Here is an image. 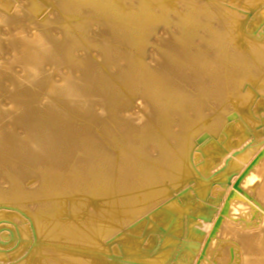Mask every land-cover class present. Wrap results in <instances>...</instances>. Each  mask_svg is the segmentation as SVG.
<instances>
[{"label":"bare ground","instance_id":"bare-ground-1","mask_svg":"<svg viewBox=\"0 0 264 264\" xmlns=\"http://www.w3.org/2000/svg\"><path fill=\"white\" fill-rule=\"evenodd\" d=\"M15 3L0 10V203L38 200L44 264H264V0ZM61 189L101 203L59 220Z\"/></svg>","mask_w":264,"mask_h":264},{"label":"rangeland","instance_id":"rangeland-1","mask_svg":"<svg viewBox=\"0 0 264 264\" xmlns=\"http://www.w3.org/2000/svg\"><path fill=\"white\" fill-rule=\"evenodd\" d=\"M12 2L15 3V0H0V10H3V5L4 7L7 8V13H10V9L13 4ZM245 2V0H232V5L234 7H232L233 9H236V7H239L238 5L240 3ZM179 3V2H178ZM11 4V5H10ZM181 4V3H179ZM15 5L17 6L18 3H15L13 5V9H15ZM17 8V7H16ZM23 16V15H22ZM173 17H169V18H164L163 21L160 22V25H164V23H167V26L169 28V30H165L162 29L161 31H159V36H163L166 33L172 34V36L176 35L177 29L176 27L173 25V21L172 19ZM24 18V16L22 17ZM170 20V21H168ZM172 23V24H171ZM27 25H29V22L25 19L21 20V23L18 24L17 26H19L20 29L23 30H27ZM97 26V25H96ZM8 27V26H7ZM0 28H3L0 25ZM92 31H96L95 29H92ZM263 33V32H261ZM149 35L152 36L154 35V32H149ZM226 39H233V46L236 47L237 50H239L241 48V46H245L247 44L246 38L243 37V30L242 28H240L238 31H233V30H229L226 33ZM92 36V34L90 35ZM262 38H264V33L261 35ZM153 39L150 38L148 39L147 45H148V50H152L153 48L150 46L153 43ZM5 43H8L7 41H3L0 43V45H4ZM222 43H220L219 45L221 46ZM186 47L183 46V48L181 49H185ZM214 49V48H213ZM147 50V51H148ZM211 52L213 53V50L211 49ZM84 53V52H80ZM94 54L96 52H93ZM0 57H1V53H0ZM48 69L50 67H47ZM20 68L18 67L17 70H19ZM67 70L64 69L63 72H66ZM258 72L257 70L254 71ZM79 73H77L78 75ZM57 79H59V76H56ZM263 80L262 77L255 79L256 85H259V83ZM6 85H9L8 82H6ZM36 98H40L42 100L43 96V92L41 90H37V92L34 94ZM228 97L227 100H232V98L236 97V93H228L226 95ZM7 96H5V98L2 100L3 103H9V100L6 98ZM45 99V97H44ZM233 101H235V99H233ZM139 103H134L132 104V106L128 109L127 114H134L136 112H138V108L137 105ZM208 112V111H207ZM101 125V124H100ZM10 128H12V124L8 125ZM102 126V125H101ZM104 126V125H103ZM19 132H22V130ZM108 132V131H105ZM207 134H205L206 136ZM204 135H202L201 137H199L198 139L202 138ZM196 140V139H195ZM106 146L103 147L102 150H106ZM101 150V152H103ZM100 152V153H101ZM115 154V152H113ZM261 155V154H260ZM257 161L254 160V162ZM239 171H238V170ZM231 170L233 172H231ZM229 172L233 173L231 175V177L229 178V180H227L226 182H223L224 186H226L227 188L230 187H235L236 183L240 181V179H237L234 184L233 181L235 180V177L239 176V178H242L243 174H238V172L240 173V167H233ZM236 170V171H235ZM235 171V172H234ZM237 174V175H236ZM210 178V176L208 177ZM61 194L58 195L59 196V201H60V206H59V210L60 212L58 213L59 215V220H73L74 217H78L81 214H84L87 211H91L93 210L94 206L96 204H100V201L95 200L96 198L94 197H88L86 199V201L84 202V195L83 192L78 191L76 193V197L78 198L77 203H73L71 201H69V194L68 191H65L63 189H61ZM234 192V191H233ZM242 193V190H241ZM231 194V193H230ZM10 203L9 201H4L2 200V202L0 203V253L3 257L4 260H6V258H8V256H10L11 258H14V260L17 264H44L45 260H43L44 257H42L41 255L38 254V249L35 247V245H29V239L32 237V235H30L31 231L29 229V219H32V222H37L35 219H33L34 217L32 216L31 212H33V210H38L40 209V204L38 202V200L36 199L35 202L30 203L29 205H24L21 204L20 202H17L15 207L16 208H11L10 206H8ZM38 205V206H37ZM226 209V206L224 205L223 209H221L219 214H223L224 210ZM2 211H11L14 215L12 216H5L2 213ZM28 213L31 214V216L28 215ZM35 225V224H34ZM56 224H53L47 228H45L44 230H37V235L40 236L41 238L44 236H49L51 235L50 233L53 232V229L55 228ZM13 227H20V229L18 230V232H16L15 235H13ZM37 226V225H35ZM30 231V232H29ZM67 239L71 240V236L69 235L68 237H66ZM63 241H65L63 239ZM70 241L67 240V242H63L60 246L61 247H70L69 246ZM63 252V251H61ZM9 261V260H8ZM7 262L4 261V264H6ZM3 264V263H2Z\"/></svg>","mask_w":264,"mask_h":264}]
</instances>
